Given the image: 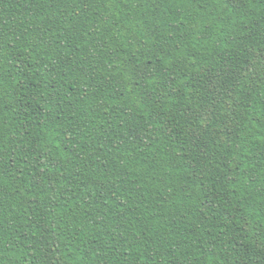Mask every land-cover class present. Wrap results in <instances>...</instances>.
<instances>
[{"label": "trees", "instance_id": "obj_1", "mask_svg": "<svg viewBox=\"0 0 264 264\" xmlns=\"http://www.w3.org/2000/svg\"><path fill=\"white\" fill-rule=\"evenodd\" d=\"M264 0H0V264H264Z\"/></svg>", "mask_w": 264, "mask_h": 264}, {"label": "snow or ice", "instance_id": "obj_2", "mask_svg": "<svg viewBox=\"0 0 264 264\" xmlns=\"http://www.w3.org/2000/svg\"><path fill=\"white\" fill-rule=\"evenodd\" d=\"M246 2L252 4V0H246ZM261 27L264 28V24H262ZM261 47L264 48V45ZM261 58L264 59V52L261 53ZM261 70L264 71V65H261Z\"/></svg>", "mask_w": 264, "mask_h": 264}]
</instances>
